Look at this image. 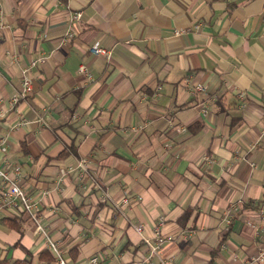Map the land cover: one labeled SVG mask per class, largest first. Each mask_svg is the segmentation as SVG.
I'll return each instance as SVG.
<instances>
[{
  "label": "crops",
  "instance_id": "obj_1",
  "mask_svg": "<svg viewBox=\"0 0 264 264\" xmlns=\"http://www.w3.org/2000/svg\"><path fill=\"white\" fill-rule=\"evenodd\" d=\"M0 19V162L44 229L4 209L0 261L59 264L46 233L68 264H264V0H0Z\"/></svg>",
  "mask_w": 264,
  "mask_h": 264
},
{
  "label": "built area",
  "instance_id": "obj_2",
  "mask_svg": "<svg viewBox=\"0 0 264 264\" xmlns=\"http://www.w3.org/2000/svg\"><path fill=\"white\" fill-rule=\"evenodd\" d=\"M82 12L76 11L73 12L71 17L72 20H79L81 18ZM5 26V22L3 19H0V30ZM89 51L95 56H104L105 58L109 59L111 57V49L101 44V42L96 41L94 42ZM37 63L34 60L31 65H35ZM30 68L24 69V77L22 80V86L19 92L12 98V104L18 103L21 99H26L33 94L34 86L32 82V78L29 75L28 71ZM79 70L91 77V73L89 72L87 66L85 64H81ZM161 88V87H160ZM196 91H203L204 86L196 85ZM205 111V109H204ZM87 165V160H82L80 162V167L85 169ZM0 179L2 182V186L0 188V217L2 211L6 208H20L21 211L28 217H30L37 225V231H44L43 226L39 223V212L36 206L35 201L32 197H30L27 192L25 191L22 183H21V168L19 165L10 162L8 160H4L0 162ZM124 202H127V197L123 198ZM264 218V213L262 215ZM232 219L231 213H228L225 217L227 223H230ZM162 224V222H161ZM160 224V225H161ZM249 225L253 226V222L249 221ZM142 227L138 226L137 230L141 231ZM48 240V246L52 250V252L57 256L59 264H68L67 261L61 255L59 246L57 242H55L52 238L48 237L46 233H44ZM166 241V237L161 233V227L157 226L156 228V242L155 244H150V249L152 254H158ZM148 243L149 241L146 240ZM255 261H264V250H262L255 258ZM84 264H100V259L97 255L91 256L87 263Z\"/></svg>",
  "mask_w": 264,
  "mask_h": 264
},
{
  "label": "trees",
  "instance_id": "obj_3",
  "mask_svg": "<svg viewBox=\"0 0 264 264\" xmlns=\"http://www.w3.org/2000/svg\"><path fill=\"white\" fill-rule=\"evenodd\" d=\"M11 226L18 227V222L16 221L11 223ZM0 264H30V263L26 260H15V261L3 260L0 261Z\"/></svg>",
  "mask_w": 264,
  "mask_h": 264
}]
</instances>
